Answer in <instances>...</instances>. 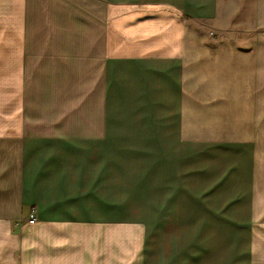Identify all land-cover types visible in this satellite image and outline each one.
I'll list each match as a JSON object with an SVG mask.
<instances>
[{"label": "crops", "instance_id": "obj_1", "mask_svg": "<svg viewBox=\"0 0 264 264\" xmlns=\"http://www.w3.org/2000/svg\"><path fill=\"white\" fill-rule=\"evenodd\" d=\"M0 264H264V0H0Z\"/></svg>", "mask_w": 264, "mask_h": 264}, {"label": "built area", "instance_id": "obj_2", "mask_svg": "<svg viewBox=\"0 0 264 264\" xmlns=\"http://www.w3.org/2000/svg\"><path fill=\"white\" fill-rule=\"evenodd\" d=\"M29 220L31 222H34L36 220V217H35V212L34 211H31L30 215H29Z\"/></svg>", "mask_w": 264, "mask_h": 264}]
</instances>
